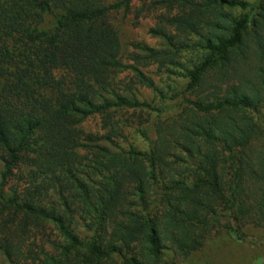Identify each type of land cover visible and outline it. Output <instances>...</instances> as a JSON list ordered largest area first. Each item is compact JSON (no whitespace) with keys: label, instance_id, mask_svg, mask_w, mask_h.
Instances as JSON below:
<instances>
[{"label":"trees","instance_id":"trees-1","mask_svg":"<svg viewBox=\"0 0 264 264\" xmlns=\"http://www.w3.org/2000/svg\"><path fill=\"white\" fill-rule=\"evenodd\" d=\"M130 1L0 0V249L10 264L27 253L9 237L32 228L48 248L35 264H169L214 230L241 239L246 224L264 226V0L158 1L165 11L149 30L162 47L141 45L142 58L185 79L182 89L120 60L109 15ZM128 68L158 105L114 88ZM166 99L185 116L166 137L157 128L148 152L111 150V130L81 136L85 118L165 112L175 107Z\"/></svg>","mask_w":264,"mask_h":264},{"label":"rangeland","instance_id":"rangeland-1","mask_svg":"<svg viewBox=\"0 0 264 264\" xmlns=\"http://www.w3.org/2000/svg\"><path fill=\"white\" fill-rule=\"evenodd\" d=\"M158 1L131 0L129 10L124 11L121 8L110 13V22L117 29L121 42L119 58L124 64L137 67L154 78L160 86L166 87L170 85L182 89L186 84L185 79L164 73L157 69L156 64H148V61L142 58L145 53L140 50L141 45L146 44L154 48L162 47L160 36L152 34L149 30L151 27H156V25L160 24L158 16L165 11V7L161 6ZM113 83L114 88L118 91L129 90L140 100H145L153 105L160 103V98L153 89L141 86L137 82L132 69L117 71L113 76ZM212 91H215L214 88H208L203 92L188 93L186 96L192 99L194 95L207 96ZM165 103L175 107L165 112L146 110L123 111L122 113L111 114L107 119L100 115L90 116L78 124L82 132L81 136L85 137V134L99 136L111 130V140L109 142L101 141L111 150L127 149L128 145L131 144L143 152H148L154 141L158 140L156 137L157 128L161 127L163 135L166 137L174 131V128L182 122L185 116L182 112L183 104L176 106V102L167 99ZM113 129L116 130V134L113 133ZM138 131L144 132V135L142 134L141 136ZM164 149L166 152L165 147ZM83 151L84 149H79L80 153ZM167 151V153H174L178 150L170 145ZM167 157L169 158L170 156L167 155ZM14 181L15 178L11 184ZM80 229L81 224L79 226ZM32 230L35 232L29 237L21 235L9 237L12 244L16 245L19 250H24L22 253H27L25 258H21L22 254L18 250V255H20L17 264H35V256L38 253L40 254L41 249H48L47 243H43L41 240L44 229L32 228ZM80 231L83 235L87 234L84 229ZM243 231L244 237L239 239L231 232H225L222 229L214 230L200 249L184 258L177 256L169 259V264H172V260L177 264H264V226L251 222L243 227ZM2 236L0 233V240ZM0 264H10L8 257L1 249Z\"/></svg>","mask_w":264,"mask_h":264}]
</instances>
